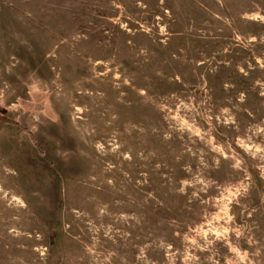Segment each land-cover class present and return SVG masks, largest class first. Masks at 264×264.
I'll return each instance as SVG.
<instances>
[{"label":"rangeland","instance_id":"374dc122","mask_svg":"<svg viewBox=\"0 0 264 264\" xmlns=\"http://www.w3.org/2000/svg\"><path fill=\"white\" fill-rule=\"evenodd\" d=\"M0 113V264H264V0H0Z\"/></svg>","mask_w":264,"mask_h":264},{"label":"trees","instance_id":"16d2710c","mask_svg":"<svg viewBox=\"0 0 264 264\" xmlns=\"http://www.w3.org/2000/svg\"><path fill=\"white\" fill-rule=\"evenodd\" d=\"M0 120H1L2 122H5V123H7V122H12V121H13L14 123H16L13 119L9 118L8 116H6V115H4V114H2V113H0ZM23 131H26L28 134L31 135V137H35L34 134H33L28 128H23Z\"/></svg>","mask_w":264,"mask_h":264},{"label":"bare ground","instance_id":"6f19581e","mask_svg":"<svg viewBox=\"0 0 264 264\" xmlns=\"http://www.w3.org/2000/svg\"><path fill=\"white\" fill-rule=\"evenodd\" d=\"M2 189H4V188H2ZM2 194H3V190L0 189V196H1ZM2 199H7V195H6V194L3 195V196H2Z\"/></svg>","mask_w":264,"mask_h":264}]
</instances>
